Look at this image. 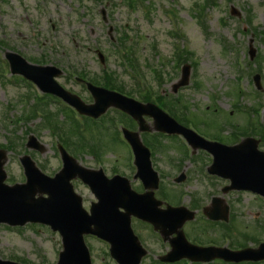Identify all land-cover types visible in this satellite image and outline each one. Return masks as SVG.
Instances as JSON below:
<instances>
[{
	"label": "rangeland",
	"instance_id": "374dc122",
	"mask_svg": "<svg viewBox=\"0 0 264 264\" xmlns=\"http://www.w3.org/2000/svg\"><path fill=\"white\" fill-rule=\"evenodd\" d=\"M134 1L133 7L129 8L127 0H0V57L5 61L3 54L11 52L29 63L36 64L31 61L34 60L61 69L63 75L57 79L58 82L90 104L92 100L70 77L71 72L95 78L100 77L104 70L111 73L126 92L136 88L117 55L120 40L125 38L124 42L133 51L147 82L155 92L171 98L177 96L172 94L171 86L178 80L180 68L177 69L179 65L167 59L171 57L173 45L177 42L173 33L178 31L184 36L179 42L188 55L185 64L191 65L190 85L182 88L179 95L188 107L189 119L199 131L206 137L228 143L229 133L233 131V128H229L232 123L239 126L254 123L256 115L252 110L256 108H259L257 116L264 124V34H253L251 27L264 33V0H214L215 5H206V9L203 0ZM102 12L106 23L102 21ZM200 14L204 18L203 24L197 22ZM250 41L255 50L252 60L248 56ZM98 52L103 56V64L97 58ZM7 72L0 78V146L8 147L4 148V183L13 185L25 181L19 163L23 155H28L45 175L53 176L61 167L57 141L52 136L57 128H50L39 116H31L37 104L42 106L47 103L61 131V123L67 120L64 114H59L53 100L37 96L20 77L14 76L10 81ZM255 74L261 76L263 90L260 92L253 85L252 77ZM240 87L241 95L238 98ZM134 99L138 100L136 97ZM112 111L109 110L107 114L114 116ZM18 119L22 121L20 124L16 122ZM146 121L152 127V122ZM104 125L105 130L91 126L83 139L78 140L84 146H75V155L69 154L85 168L97 169L99 165L107 177L114 171L130 180L134 172L130 173L126 168L130 156L128 149L115 136L114 125L108 121ZM136 130L137 127L133 131ZM28 135L34 136L43 145L41 153L25 147ZM139 135L141 139L144 136L143 133ZM68 136L76 145V136ZM181 142L177 137H158V144L155 142V167L170 178L180 171L178 162L185 161L181 156ZM92 145L98 149L97 157L92 156ZM186 169L190 175L187 186L176 187L170 180L162 178L156 197H159L160 187L166 189L171 202L176 201L179 193L188 195L183 196L179 204L196 212L195 219L185 223L182 228L185 236H190L187 237L188 242L194 244L193 239L200 242L210 240L218 246L227 245L228 240L221 239L220 224L201 231L206 224L201 209L209 206L211 196H220L229 206L230 214H234L233 220L230 218L228 223L232 221L234 227L230 233L232 237L237 231L242 244H246V239L264 241V211L260 205L253 204L250 197L240 194L229 192L221 195L216 187L202 180L199 167L193 163L186 165ZM72 184L82 198L83 207L88 210L90 203L95 202L94 196L78 180L72 181ZM131 184L135 189L139 188L137 182ZM194 198L201 199V203L196 205ZM254 219L259 220L255 222ZM30 226L9 228L0 224V259H20L28 264H55L57 253L61 251L60 237L46 227ZM132 229L141 246L147 250L140 264H158L155 255L168 252L169 244L162 242L150 226L137 220L132 219ZM85 244L92 264H114L106 244L88 236L85 237ZM258 244L249 241L247 247L256 249ZM212 264L223 263L214 261ZM252 264H264V261Z\"/></svg>",
	"mask_w": 264,
	"mask_h": 264
},
{
	"label": "water",
	"instance_id": "95a60500",
	"mask_svg": "<svg viewBox=\"0 0 264 264\" xmlns=\"http://www.w3.org/2000/svg\"><path fill=\"white\" fill-rule=\"evenodd\" d=\"M7 58L10 62L12 73L24 75L26 78L37 83L45 92H50L63 98L80 113L96 118L104 113L108 107L112 106L128 113L137 120L140 125V131H149L148 128L142 126L143 120H141V116L146 114L154 118L156 130L158 131L186 133L183 129L172 123H170V126H174V129L163 127L161 119L165 115L153 106H142L120 95L91 86H89V89L93 94L95 105L85 107L76 97L70 96L53 81V78L60 74L55 68L32 67L25 64L18 56L12 54H8ZM19 62L24 67L20 71L15 68L16 63ZM184 71L182 80L173 86L174 91L187 83L188 68H184ZM127 136L133 142H137V134H128ZM187 139L191 140L190 137ZM27 146L41 149L32 137L29 138ZM61 152L63 160H65V168L54 179H48L41 175L29 158H22L21 162L25 169L27 183L13 187L3 185L5 174L2 166L5 162V153L0 152V223L23 225L26 222H39L50 225L54 231L60 233L63 241L64 250L60 254L58 264H90L88 252L83 244L82 236L84 234H94L107 240L111 244L112 256L121 264H138L145 252L140 248L136 238L132 235L129 226L130 215L153 224L154 228L159 230L164 239H167L171 234H176V238L170 240L171 252L166 257L161 258L162 261L173 262L181 258H189L194 261H209L214 258H222L226 261L234 262L258 260L253 256L251 250H244L238 253H229L224 250L220 254L212 249L199 250L187 245L183 234L178 229H180L186 220L192 219V214H188L184 209H168L164 212H184L188 216H185L174 226H170L168 223L162 224L150 216V211L143 202H138L137 199H132L131 202H117L110 198L108 193L104 192L108 189V183L100 182L96 185L99 203L91 208V216H87L81 209L80 199L73 194L69 181L78 176L92 188L91 176L94 177L98 173L76 166L72 159L68 158L63 151ZM244 158L255 160L256 156L249 155ZM230 169L232 170V167ZM252 173L254 175L258 174L254 169ZM37 193L46 194L48 198L43 199L40 197L35 200L34 196ZM103 194H105L104 199L101 201ZM118 208H123L125 213H119ZM157 213L160 212L157 211ZM165 225H169L170 230L167 231ZM181 249L183 254L176 256V252H179ZM187 249L192 250L194 253L184 252ZM0 264L11 263L0 262Z\"/></svg>",
	"mask_w": 264,
	"mask_h": 264
},
{
	"label": "flooded vegetation",
	"instance_id": "af4514ba",
	"mask_svg": "<svg viewBox=\"0 0 264 264\" xmlns=\"http://www.w3.org/2000/svg\"><path fill=\"white\" fill-rule=\"evenodd\" d=\"M234 136L237 137L238 134H235ZM250 137H252L256 141L257 149L260 152H264V130L261 127H259L258 124H255V127ZM198 152H201V151H198ZM204 153L205 154L203 155V157L198 160V164H201L202 162L210 164L211 160L208 159L210 156L206 154V152ZM185 174L187 176V173Z\"/></svg>",
	"mask_w": 264,
	"mask_h": 264
},
{
	"label": "trees",
	"instance_id": "16d2710c",
	"mask_svg": "<svg viewBox=\"0 0 264 264\" xmlns=\"http://www.w3.org/2000/svg\"><path fill=\"white\" fill-rule=\"evenodd\" d=\"M110 79L111 80L109 82H107L106 84H104L106 87L111 88V89H115V90L121 89V86L122 85H120L117 80L115 81V79H112V77H110ZM95 82L97 84L99 83L97 80ZM68 120H70V118H68ZM71 123H69V122L61 123V125L63 127L61 129H63V131L65 133V139L63 140V142L68 147L70 145H72V144H73V146L75 145L74 142H71V138L68 136V135H74L73 134L74 133V129H73V126H72L73 123L72 124Z\"/></svg>",
	"mask_w": 264,
	"mask_h": 264
}]
</instances>
